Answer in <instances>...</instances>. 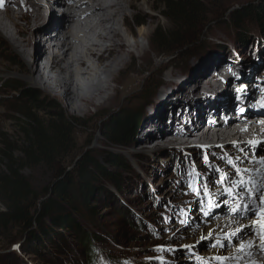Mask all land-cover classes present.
Returning <instances> with one entry per match:
<instances>
[{
  "label": "rangeland",
  "instance_id": "rangeland-1",
  "mask_svg": "<svg viewBox=\"0 0 264 264\" xmlns=\"http://www.w3.org/2000/svg\"><path fill=\"white\" fill-rule=\"evenodd\" d=\"M15 1L17 7H29V0ZM170 1L179 3L185 0H158L160 5L153 13L159 23L153 36L154 49L152 48V53L144 65L142 76L138 78L128 108L121 112L105 111L91 120H87L84 115L65 111L42 87L23 79L21 76L28 72V61L22 58V52H18L20 48L10 42L0 30V52L3 53L0 56V173L7 170L9 163L3 155L6 143L10 149H14L15 159H24L21 149L27 118H24L23 112L29 115L35 113L38 121L44 125L58 120L61 116L70 122L68 128L71 144L64 153L58 155L54 163L38 162L37 165L21 167L20 175L37 193L63 180L67 173L70 177L73 176L69 183L72 178L77 182L76 171L85 158L106 164L108 155L114 154L121 156L126 162L118 171L120 189L115 183L99 177L92 165L89 167V176L97 179L92 182L94 194L88 206H83L81 195L77 197L78 204L72 208V217L76 221L73 229H57L61 235L53 232L50 237L46 235V239L38 243L32 241L30 231H24L22 222L10 225L3 236L4 232L0 231V264H86L89 258L86 253L89 236L95 241L90 247L97 250L101 264H212L211 257H208L211 250L220 248L226 252L251 234L258 236L263 221L259 217L261 206H255L256 195L249 201L244 200L243 196L236 207L244 212L249 205L255 206L238 218L240 224L252 218L262 223H252V229H244L245 225H242L227 232V235L216 234V222H219L223 213L212 215L214 209L211 208L212 195L221 200V196L228 190H231L229 193L232 195L240 192L238 187L241 182L234 177L227 187L218 185V181L223 180L221 177H225L221 171L227 165L234 170L239 169L236 168L238 164L246 167L252 158L256 159L255 156L248 154L245 158L247 161H242L241 158L245 155L233 157L229 154L213 153L209 158L204 149L195 150L192 154L190 151L186 153L185 149H179L180 152L177 151L176 154L173 151H158L157 142L154 143L168 135L163 134L164 136L144 144H140L138 139L143 114L152 107L168 103L175 95L177 99V94L188 91L201 76L213 73L208 81L198 80L203 91L208 90V93L221 90L214 86L216 81L224 87L232 86L222 76L225 73L232 74L239 80L245 73H253L248 82L251 81L257 87L264 76V21L247 19L238 25L230 20L224 21L225 23L210 32L205 45L184 65H180L173 59L176 57L173 53L177 44L182 45V39L191 26L177 24L178 20L171 18L168 9ZM206 1L203 12L213 4L218 11L229 5L245 4L254 0ZM10 2L5 0L4 7L19 12V8ZM35 5L36 7L31 8L41 13L44 8L49 9H45V22L50 21V15L55 13L57 23H62L65 4L57 6L52 4V0H45L44 3L42 1ZM207 12L210 11L205 14ZM198 20L199 17L195 16L194 23ZM15 26L18 31L20 27L22 29L18 19H15ZM31 33H40V28H35ZM241 84L240 81L235 82L237 91L246 89ZM17 85L20 89L11 88ZM26 89L38 92L42 102L40 107L27 97ZM248 93L239 100L246 97L245 101H248L252 97ZM223 95L213 92L203 96L207 97L204 99L213 97L219 102L228 98V95ZM256 102L257 100L253 102L252 97L249 105H255ZM89 113L94 115L95 110L91 108ZM220 113L213 111V114ZM129 116H133L131 121H137L134 140L128 146H113L108 139L112 125L119 118ZM91 122H95V129L90 128ZM143 145L146 148L142 149ZM204 182H209V186L201 184ZM215 185H218L216 189ZM71 190H77V184ZM245 193L250 196L247 191ZM5 211L6 207L0 201V213ZM210 226L213 231L208 230ZM218 258L214 259L215 264Z\"/></svg>",
  "mask_w": 264,
  "mask_h": 264
},
{
  "label": "bare ground",
  "instance_id": "bare-ground-1",
  "mask_svg": "<svg viewBox=\"0 0 264 264\" xmlns=\"http://www.w3.org/2000/svg\"><path fill=\"white\" fill-rule=\"evenodd\" d=\"M10 1L19 8V12L15 9L10 11L4 7L5 0H0V30L10 42L20 48L18 52H22V58L28 61V72L21 76L23 79L42 87L65 111L84 115L87 120L94 119L105 111L121 112L128 108L138 78L142 76L144 65L152 53L153 36L159 26L153 14L160 5L158 0H52V4L57 6L66 5L65 14L61 17L62 23H57L55 13L50 15V21L45 22V9L49 11L48 8H44L42 13L31 8L45 0H29V7L24 8L17 7L15 0ZM15 19L22 26L19 31L15 26ZM35 28H40V33H31ZM2 55L0 52V56ZM190 58V52L185 51L174 60L184 65ZM211 75L206 74L198 80L208 81ZM252 75L253 73H245L239 80L232 74H223L232 86L224 87L217 81L214 83V86L221 89L219 92L213 90L215 94H224L223 97L228 95V98L219 102L213 97L204 99L207 98L203 96L205 93L213 92L203 91L198 80L194 81L188 91L177 94V99L175 95L168 103L152 107L143 114L138 142L144 144L156 137L168 135L163 140L154 142H157L158 151H173L178 154L179 149H185L186 153L190 151L192 154L195 150L204 149L209 158L213 153L233 157L245 155L241 158L242 161H247L245 158L248 154L253 155L256 159L248 161L246 167L238 164L236 168L239 169L234 170L225 165V169L221 171L225 177H221L223 180L218 181V185L227 187L233 177L241 185L250 180L259 183L260 173L264 172V166L260 163L264 159V122L260 121L264 118V111H255V105L264 106V76L257 87H254L251 81L248 82ZM237 81L242 82L241 85L246 89L237 91ZM248 92L252 94L253 102L257 100L255 105H249L252 97L249 98L250 101H245L246 97L239 100ZM237 106L242 111H247L245 115L235 119H245L247 130L244 134L246 138L251 137L249 140L238 144L227 139L204 137L201 133L205 130V127L202 128L204 123H222L217 117L225 113L231 114L234 111L231 108ZM91 108L95 110L94 115L89 113ZM213 111L221 113L213 114ZM89 126L95 129V122H91ZM175 138L180 140H174ZM141 148L146 147L143 145ZM206 183L201 184L209 186L210 183ZM241 185L238 187V195L229 193L231 190L224 192L221 200L212 195V215L223 213L219 222H216V234L227 235V232L242 225H245L244 229H252V223L262 225L254 218L239 223L238 218L244 214L245 209L240 212L236 207L244 197L247 201L254 197L248 196ZM254 198L257 206H261L259 217L263 221L258 236L251 234L226 252L220 248L211 250L208 257H211L212 264H215L214 259L218 257L220 258L216 264H264V200L258 196ZM251 208L253 206L249 205L247 210ZM208 230L213 231V227H208ZM249 240L252 242L251 247L247 246ZM241 245L245 246L243 251Z\"/></svg>",
  "mask_w": 264,
  "mask_h": 264
},
{
  "label": "trees",
  "instance_id": "trees-1",
  "mask_svg": "<svg viewBox=\"0 0 264 264\" xmlns=\"http://www.w3.org/2000/svg\"><path fill=\"white\" fill-rule=\"evenodd\" d=\"M204 1L185 0L179 3L170 1L168 5L170 16L178 20L177 24L186 25L193 20L195 11ZM260 3L262 4L256 7ZM245 12H247L246 15ZM247 19L264 21V0L243 9L233 16L231 22L238 25ZM11 88L18 90L20 86ZM25 91L27 97L40 107L42 102L39 100L38 92L33 89H26ZM39 107L38 109H40ZM23 113L24 118H27L23 128V148L21 149L24 159L22 161L15 159L14 149H10L7 143L6 149L3 151V155L9 163L7 170L0 173V201L6 207V211L0 213V231L4 232L2 233L3 236L10 225L22 222L25 226L24 231H30L29 236L32 241L38 243L42 242L44 238L46 239L44 236L50 237L53 232L61 235L57 229L64 231L73 229L76 221L72 217V208L78 204L77 200L79 199L77 197L81 195L83 206L90 205V198L94 194L92 182L97 181V179H92L89 176L91 165L99 173V177L115 183L120 189L118 171L126 165V162L121 156L114 154L108 155L106 164L85 158L76 171L77 182L72 178V182L69 183L73 176L70 174V177L67 173L63 180L53 183L43 192L37 193L20 175L21 167L37 165L38 162L54 163L58 155L64 153L71 144L68 128L70 122L61 116L58 120H52L44 125L38 121L35 113L32 115ZM130 118L133 116L119 118L112 125L111 130L109 129L111 135L109 134L108 139L113 146H128L134 140L137 121L136 119L131 121ZM75 184H77V190H71ZM38 206L39 208H37ZM87 238L86 253L89 258H87L86 264H101L97 250L90 247L91 244L95 243L94 239L90 236ZM110 264L113 263L110 262Z\"/></svg>",
  "mask_w": 264,
  "mask_h": 264
},
{
  "label": "water",
  "instance_id": "water-1",
  "mask_svg": "<svg viewBox=\"0 0 264 264\" xmlns=\"http://www.w3.org/2000/svg\"><path fill=\"white\" fill-rule=\"evenodd\" d=\"M222 1V0H221ZM260 0H254L251 2H247L245 4H236V5H229L226 8L219 9L218 11L215 8V4L211 5L208 9L203 12V6L207 3L205 0L204 3L197 9L193 15V20L188 22L185 27H190L189 31L185 33L184 39H182V45L176 46V49L173 55H176L173 59L181 56L182 53L185 51L188 53L190 52L191 58L194 56L197 50H199L203 45H205L206 40L209 37V31L216 29L218 26L225 23L224 21H231L233 16L238 14L243 9L257 4ZM206 11H210L209 13L205 14ZM211 16H209V14ZM195 16L199 17V20L194 23ZM181 24V23H180ZM204 36V39L202 37ZM202 39V40H201ZM201 45L200 47H198ZM190 58V59H191ZM185 60V59H184ZM183 62V59H181Z\"/></svg>",
  "mask_w": 264,
  "mask_h": 264
},
{
  "label": "snow or ice",
  "instance_id": "snow-or-ice-1",
  "mask_svg": "<svg viewBox=\"0 0 264 264\" xmlns=\"http://www.w3.org/2000/svg\"><path fill=\"white\" fill-rule=\"evenodd\" d=\"M260 163L262 166H264V159H261ZM241 188L246 190L249 195H256L259 199L264 200V172L260 173V182L257 183L255 180H250L247 182H244L241 185ZM238 195V193H237ZM247 246L251 247L252 242L249 240L247 242ZM245 249L244 245H241V250L243 251Z\"/></svg>",
  "mask_w": 264,
  "mask_h": 264
}]
</instances>
